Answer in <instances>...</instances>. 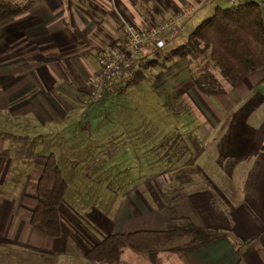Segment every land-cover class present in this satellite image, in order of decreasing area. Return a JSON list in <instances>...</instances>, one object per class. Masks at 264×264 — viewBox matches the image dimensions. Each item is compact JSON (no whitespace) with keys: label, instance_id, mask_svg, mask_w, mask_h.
Masks as SVG:
<instances>
[{"label":"crops","instance_id":"0c3cea01","mask_svg":"<svg viewBox=\"0 0 264 264\" xmlns=\"http://www.w3.org/2000/svg\"><path fill=\"white\" fill-rule=\"evenodd\" d=\"M207 2L215 1L30 0L27 9L1 22L0 152L6 153L8 145L43 142L30 140L33 136H56L66 129L75 134L83 129L90 118L88 108L97 102L92 94L100 74L99 53L118 45L125 23L146 29L150 23L189 3L197 4L192 16L166 35L165 45L160 48L149 45L145 49L148 59L156 61L147 71L144 69V77L150 71L154 79H166L174 100L191 102L197 111L205 113V126L210 132H214L221 119L222 135L226 125L228 130L217 147L204 146L195 133L190 134L191 142L182 137L185 150L173 151L168 159L160 158L152 165L145 160L140 176L124 192H110L100 205L91 204L87 212L81 213L92 216L91 220L77 223L84 233L78 232L72 223L66 226L67 233L62 217L63 232L53 240L43 238L45 234L29 223L35 200L26 197L35 196L34 186L44 164L45 156L42 157L34 171L26 172V182L16 196L8 202L5 197L4 201L0 199V231L10 234L11 243H25L39 250L47 244L52 246L51 252L67 248L73 255L86 258L84 251L107 233L167 228L172 220L186 216L205 228L226 232L227 236L194 250H179L193 239L190 234L154 251L138 252L124 245L115 263L104 260L81 263L236 264L240 258L241 264H264V70L253 81L241 80L239 84L246 83L242 84L246 88L244 95L230 97L231 86L226 81L223 83L226 92L213 95L196 86L191 77L193 62L169 52L186 40L178 43L175 38ZM131 83L134 81L128 79L127 83L112 81L100 102L104 104L111 94L121 92ZM255 110L258 112L253 115ZM164 143L166 140L162 146ZM16 157L0 154V180L17 175ZM150 165L154 172L143 174ZM221 169L229 172V176L221 178ZM235 171L237 175L233 176ZM67 206L62 201L59 213L69 209L73 220L79 211ZM24 230L27 238L19 243L18 235ZM31 236L34 239H28ZM71 241L76 249L69 244ZM64 244L68 246L62 247Z\"/></svg>","mask_w":264,"mask_h":264},{"label":"rangeland","instance_id":"374dc122","mask_svg":"<svg viewBox=\"0 0 264 264\" xmlns=\"http://www.w3.org/2000/svg\"><path fill=\"white\" fill-rule=\"evenodd\" d=\"M214 1L205 3L198 9V13H195L187 21L186 26L175 38L178 43L186 39L188 32L192 31L203 18L212 15L215 4L219 3L225 6L237 4L241 0ZM260 1L264 10V0ZM170 46L172 44L164 49H169ZM263 70L264 68L256 69L246 75L245 79L253 81ZM149 72L138 83L126 85L121 92L111 94L110 100H106L104 104L99 101L96 102L97 104H92V107L88 108L90 118L87 124L75 134H70V131L66 129L56 136L30 137V140L42 139L41 141H43L31 146H6V153L0 152V154L3 157L17 155L14 166L19 169L17 175L13 177L11 175L8 178L3 176L4 180H0V199L8 202L14 198L26 182V172L34 171L40 165L41 158L54 151L57 154L58 163L62 166L63 174L68 179V190L63 201L72 209L77 208V211L80 212L71 220L72 215L69 209L62 211L63 228L66 230V226L72 223L71 225L78 227V232L84 233L77 223L91 220L92 216L81 213L87 212L88 206L91 204L98 203L100 205L102 199L110 192H112L111 194L124 192L127 185L140 176V167L145 160L151 162L152 165L160 158L168 159L173 151L178 153L185 150L183 138L185 137L191 142L190 134H197L204 146H219L218 142L228 132L226 125V132L222 135V119L216 124L214 132H210L205 126L206 122L203 117L205 113L197 111L191 102L174 100V97L169 94L170 86L165 83L166 79H154ZM242 84L246 85V83ZM242 84L237 83L228 89L230 97L244 95L246 88ZM186 88L183 90H187ZM256 112L258 111L255 110L252 114L255 115ZM52 137L54 138L50 141L49 138ZM165 140L166 143L162 146ZM202 142L199 141L200 146H202ZM151 165L145 167L142 173L149 174L150 172L152 174L154 167ZM212 168L210 165L211 170H213ZM221 170L225 174L224 176L222 174L221 178L229 176V172ZM135 174H137L136 177H134ZM215 174L217 175L216 172ZM235 175H237V171L234 172L233 176ZM234 181L238 185L236 178ZM26 198L35 200V196ZM91 215L93 214L91 213ZM182 220L183 218L180 217L177 222ZM81 223L79 225L82 226ZM66 232L68 233L67 230ZM9 235L5 230L0 231V264H83L82 260L88 261L83 255H73L66 248L67 244L62 246L66 249L61 252H51L49 249L52 246L48 247L47 244L40 250L33 249L23 243L28 235L26 230L18 235V241L23 245L11 243ZM30 238L34 239L33 236L28 239ZM43 238L53 240L54 237ZM71 242L68 243L73 246V249H76V245ZM74 260H79V263Z\"/></svg>","mask_w":264,"mask_h":264},{"label":"trees","instance_id":"16d2710c","mask_svg":"<svg viewBox=\"0 0 264 264\" xmlns=\"http://www.w3.org/2000/svg\"><path fill=\"white\" fill-rule=\"evenodd\" d=\"M29 3L30 0H0V24L5 18L27 9ZM261 3L260 0H241L237 4L225 6L216 4L212 15L203 18L188 32L186 40L169 51L195 64L191 77L200 91L213 95L224 93V81L234 86L250 72L264 68V10ZM154 61V58L148 59L144 68L127 74V79L134 83L141 80L144 69L153 65ZM56 155L52 151L44 158L34 186L35 205L31 209L29 221L34 229L40 230L47 237H60L63 232L59 208L67 192L68 180ZM182 218L179 223L172 220L167 228L107 233L101 241L85 250L84 254L88 261L115 263L124 245L138 252L154 251L190 234L193 239L179 250H194L216 238L227 236L226 232L205 228L186 216ZM236 264H241L240 258Z\"/></svg>","mask_w":264,"mask_h":264},{"label":"built area","instance_id":"2783aa9c","mask_svg":"<svg viewBox=\"0 0 264 264\" xmlns=\"http://www.w3.org/2000/svg\"><path fill=\"white\" fill-rule=\"evenodd\" d=\"M197 4L189 3L173 12L172 15L156 20L145 28H138L129 22L124 25L120 42L116 47L99 53V69L93 97L100 102L105 90L112 81L120 80L127 83V74L144 68L148 57L145 54L147 46L161 47L166 43V35L186 18L191 17Z\"/></svg>","mask_w":264,"mask_h":264}]
</instances>
